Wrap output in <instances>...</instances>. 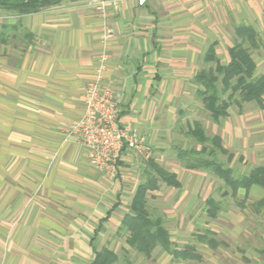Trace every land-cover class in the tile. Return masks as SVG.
<instances>
[{"label":"crops","instance_id":"crops-1","mask_svg":"<svg viewBox=\"0 0 264 264\" xmlns=\"http://www.w3.org/2000/svg\"><path fill=\"white\" fill-rule=\"evenodd\" d=\"M261 6L263 0H148L143 7L137 0H65L19 15L0 5V264H91L129 213L148 160L126 150L118 174L107 177L69 131L83 114L108 29L104 80L122 99L120 120L158 152L173 122L182 117L192 128L197 121L190 95L207 53L227 65L236 27L260 35L251 21L264 17ZM258 109L211 122L224 147L253 167L264 166ZM185 170L193 173L187 181L170 170L179 188L161 182L148 195L149 204L155 193H175L180 212L195 198L206 203L204 223L189 216L191 227L179 226L182 240L173 242L191 246L188 231L204 229L218 242L206 249L221 254L224 247L228 264H264V187L235 195L220 179L225 198L203 197L208 182L198 177L205 171ZM209 199L218 206L215 217Z\"/></svg>","mask_w":264,"mask_h":264},{"label":"trees","instance_id":"trees-1","mask_svg":"<svg viewBox=\"0 0 264 264\" xmlns=\"http://www.w3.org/2000/svg\"><path fill=\"white\" fill-rule=\"evenodd\" d=\"M65 0H21L18 3L9 1L0 2V5L19 15L38 13L60 6ZM236 40L230 48L231 60L222 65L214 51H209L204 58L206 64H215V68L203 70L194 79L198 87L196 96L202 101L203 108L208 113L210 121L215 124L230 116L229 110L235 105L241 108L244 103H255L264 109V75H258V66L253 52L264 47V42L258 32L250 26L239 25L235 29ZM187 137L194 140L201 149H180L177 151L181 165L187 170L205 171L215 175L237 195L238 190H249L252 186L264 187V166H259L248 174H238L230 164L234 155L223 145L220 136H208L201 121H195L194 126L188 129ZM227 157V163L220 157ZM179 188L180 183L175 173L164 168L155 157L145 164L143 180L138 186L129 213L125 215L118 234H127L126 242L140 255L152 258L154 251L161 248L174 261H200L201 256L195 246L178 248L172 240V235L160 217L151 214L148 204V195L159 189L160 183ZM209 215H217L216 201L209 199ZM213 233L206 231L199 237L202 244L217 247L218 242ZM119 255L115 250L105 247L95 252L91 264H117ZM126 264H131L128 262Z\"/></svg>","mask_w":264,"mask_h":264},{"label":"rangeland","instance_id":"rangeland-1","mask_svg":"<svg viewBox=\"0 0 264 264\" xmlns=\"http://www.w3.org/2000/svg\"><path fill=\"white\" fill-rule=\"evenodd\" d=\"M263 9V16H264V6H261ZM251 23H255L258 30L260 31V35L262 37V40L264 41V17L259 18L257 20L251 21ZM234 39V37H233ZM235 40V39H234ZM233 41V40H232ZM231 41V43H232ZM234 42V41H233ZM253 57L257 61L258 65V72L259 74H264V48L260 51H254ZM210 68H215V64H206L205 62L202 64L201 71L203 70H209ZM193 87V94L190 95L191 100V106H193V116L192 118L197 121H201L207 131L208 136H215V128L211 124L210 118L208 116V113L203 108L202 101L197 98L196 91L197 86L192 83ZM187 100V99H184ZM188 101V100H187ZM181 102V101H180ZM259 111L257 105L255 103H244L241 105V108L237 106H233L230 110V117H240V116H247L249 114H255ZM185 115V114H184ZM262 117L264 118V114L262 113ZM186 116V115H185ZM188 124H191L188 122ZM188 124L185 123L184 118H180L178 122H173L170 125V128L168 129L169 135L168 137H164L163 141L160 143L162 144V149L158 150V152H155V149H153V157H155L156 153L159 156V160H161L159 163L166 168L167 170H171L173 168L179 169V171L182 173L184 172L182 176L183 181H187L188 179H191L190 176L193 174L192 172H188L184 169V167L181 165V162L178 159L177 151L180 149L189 150L192 148H197L198 150L201 149V146L198 145L194 140L187 137L186 133L188 131ZM154 148V147H153ZM234 155V161L230 164L234 167V169L237 171L238 174H248L250 171L256 167H253L251 163H244L240 159L236 158V153H233ZM157 156V157H158ZM156 158V157H155ZM221 161L224 163H227V157L221 156ZM202 175H199V179L202 180V176L205 177L206 181L208 182L207 189L201 188V191L203 192V197L210 191L211 196L210 197H222V199L225 198L224 191L227 190V188H224L223 182L216 176L210 175L207 172H201ZM200 174V173H199ZM203 181V180H202ZM203 183H207V182ZM199 182H201L199 180ZM211 189V190H210ZM228 191V190H227ZM155 193V198L149 199V210L151 214L155 217H160L165 223L166 228L169 230L170 234L172 235V240L179 239L182 240L180 237H178L176 234L180 230L178 229L179 226L183 227V229H189L191 227V219L190 217L196 216L197 220L201 223H204V219H206V203H202L199 198H195L190 204L188 203V208L185 210V212H180L179 207L176 205L175 196L176 194H171L169 191L165 190L161 194ZM199 200V201H198ZM223 203V201H222ZM224 207V204H223ZM194 215H191V214ZM197 213V214H196ZM184 216L183 219H181V216ZM181 224V225H180ZM204 226H202L203 228ZM205 228V227H204ZM193 230V229H192ZM196 232H199L198 234H195ZM206 231L202 229L199 231L197 228L195 231H188V237H184V241L191 243V245H195L198 249V253L201 256L200 261H186V263H182L179 261H174L172 257L163 252L161 248H157L152 258L148 259L143 255H140L137 253L134 249H132L126 242L127 234H115L113 238L109 241L108 248L115 250L117 254L119 255V262L117 264H126L127 259L128 262L131 264H228L226 262V255L224 254L225 248L222 247L223 252L221 254H218L216 251L211 249H206L205 244L200 243L199 237L200 234H204ZM214 238V237H213ZM215 239V238H214ZM177 240V241H179ZM216 240V239H215ZM183 242V241H182ZM176 246L178 245L175 243ZM181 245L180 248H184L186 245ZM178 245V246H179ZM183 245V246H182Z\"/></svg>","mask_w":264,"mask_h":264},{"label":"built area","instance_id":"built-area-1","mask_svg":"<svg viewBox=\"0 0 264 264\" xmlns=\"http://www.w3.org/2000/svg\"><path fill=\"white\" fill-rule=\"evenodd\" d=\"M147 1L137 0L141 7ZM111 36L112 31L108 29L95 76L83 96V114L69 128L70 133L87 148L90 165L107 177L118 174L126 150L137 152L145 160L153 157V147L146 138L121 122L122 99L104 80L109 57L107 40Z\"/></svg>","mask_w":264,"mask_h":264}]
</instances>
